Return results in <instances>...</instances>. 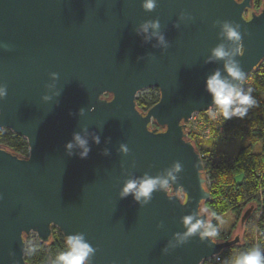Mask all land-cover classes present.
<instances>
[{
	"label": "water",
	"instance_id": "water-1",
	"mask_svg": "<svg viewBox=\"0 0 264 264\" xmlns=\"http://www.w3.org/2000/svg\"><path fill=\"white\" fill-rule=\"evenodd\" d=\"M153 19L166 49L137 34ZM225 20L239 25L236 59L248 75L264 59V7L254 11L252 0H157L151 12L141 0H0V84L7 88L0 129L28 145L27 156L0 145V264H27L24 235L46 243L53 227L64 238L84 234L95 249L89 264H200L238 242L191 237L161 251L184 230L181 217L210 199L185 127L211 106L207 76H226L223 61L206 62L221 42L214 22ZM148 88L159 99L142 112L135 98ZM73 133L87 135L86 158L67 154ZM175 161L182 171L168 192L143 206L120 197L126 179L156 175Z\"/></svg>",
	"mask_w": 264,
	"mask_h": 264
},
{
	"label": "clouds",
	"instance_id": "clouds-1",
	"mask_svg": "<svg viewBox=\"0 0 264 264\" xmlns=\"http://www.w3.org/2000/svg\"><path fill=\"white\" fill-rule=\"evenodd\" d=\"M156 6L157 0H141V8L146 12H151ZM186 15L182 12L180 14L181 19ZM213 26L218 27L217 38L221 42L209 50L210 54L206 62L223 61L226 76H222L221 72L216 70L207 76L204 81L205 91L211 97L208 114L213 120L218 117H222L224 120L233 117L244 118L249 109L256 104V100L252 95L253 88L250 86L244 87L247 77L236 59L241 52L242 37L239 25H234L232 22L225 20L216 21ZM136 31L138 35L142 34L145 40L155 38L157 45L162 49L168 47V42L160 31L158 19L144 21ZM225 42H229L235 47H226ZM49 76L52 80H55L57 73H50ZM6 95V86L0 84V100ZM41 99L47 101L50 97L44 95ZM92 139L94 143H99V137L93 136ZM64 148L68 155H72L74 150H78L76 154L81 159L86 158L90 151L87 135L73 133L71 140L65 143ZM119 151L127 155L129 148L126 144H121ZM104 154L107 155V152ZM181 171V163L175 161L156 175L145 173L141 177H130L123 182L119 195L121 198L131 195L135 202L141 204V206L146 205L151 201L153 193L168 192L171 186L177 183L178 174ZM213 219L217 220L218 223L214 224ZM180 223L184 230L172 234L168 245L161 250L163 253L184 244L191 237H197L201 242L207 240L209 244L214 245L220 234L219 224H222L223 220L216 212L210 211L205 206L197 212L182 216ZM64 246L65 250L56 255L51 264H89L90 257L95 252L83 233L68 234ZM230 264H264V249L260 246H253L238 252L232 256Z\"/></svg>",
	"mask_w": 264,
	"mask_h": 264
},
{
	"label": "trees",
	"instance_id": "trees-1",
	"mask_svg": "<svg viewBox=\"0 0 264 264\" xmlns=\"http://www.w3.org/2000/svg\"><path fill=\"white\" fill-rule=\"evenodd\" d=\"M252 5L254 11H259L261 7H264V0H252ZM250 75L253 80L252 95L256 104L249 109L247 114L255 117L257 123L252 129L246 128L243 133L246 143L236 149L233 157L221 156L218 161H213L212 156L216 151L214 145H206V148L199 149L198 144L203 140L191 131L187 134V139L193 143L197 151L204 154L201 158L203 175L204 177L205 174L208 175L206 186L210 192V199L203 203L202 207L207 206L218 216L230 212L237 219H240L246 208L253 204L256 207L260 203L262 210L256 235L253 237L252 234L246 232L242 243L239 239L237 243L224 248L219 253L220 261L210 264H230L233 255L253 246H260L264 249V99L259 97L260 93H264V59ZM147 91L135 98L136 106L142 112L147 111L159 99L157 88H148ZM199 114L205 121L209 120L205 112H199ZM151 126L156 127V124L152 123ZM209 127L210 134L214 137L213 121H210ZM0 145L18 156L28 155L26 139L8 129H0ZM238 176H240L239 180H237ZM212 222L218 223L215 219ZM228 239V234L222 231L216 238L218 241ZM24 240L26 247L24 259L27 264H51L55 256L65 250V238L55 227L52 228L51 237L46 243L40 242L37 238L30 243L27 235H24Z\"/></svg>",
	"mask_w": 264,
	"mask_h": 264
},
{
	"label": "rangeland",
	"instance_id": "rangeland-1",
	"mask_svg": "<svg viewBox=\"0 0 264 264\" xmlns=\"http://www.w3.org/2000/svg\"><path fill=\"white\" fill-rule=\"evenodd\" d=\"M246 77H247L245 84L246 87L250 86L253 88L252 75L248 74L246 75ZM147 92H148L147 89L140 90L136 94V96ZM259 97L264 99V93H260ZM205 115L207 116L206 112ZM191 117L192 118H190L189 119L190 121H188L187 123L189 125L191 124L192 128H188L187 130L185 129L186 137L187 134L190 133V131L193 132L196 136H199L203 140L200 144H198L199 149L200 148L204 149L207 146L214 145L216 151L212 156L213 161H218V159L221 156L227 158L233 157L236 149L240 145L246 143V139L243 134L245 133L246 128L252 129L256 126L257 123L255 117L249 114H247L244 118L233 117L232 119L229 120H224L222 117H218L216 120H213V119H209V117L207 116L209 120L205 121V119L202 118V116L199 113L198 114L194 113L193 116ZM210 121H213L214 137H212L211 134H209V136L206 137V135H204L203 125L199 123V122H203L205 124H209ZM193 122L194 124H192ZM205 179L208 185L207 174H205ZM239 179L240 176H238L237 180ZM252 206L253 209L243 224H241V217L240 219H237L230 212H226L224 214L219 215V217L223 220V223L219 224L220 231L226 233V235L228 234V238H229L228 240L235 238V236H238V238L240 239V243H242L243 236L246 232H248V234H252L253 237L256 235L258 231V221L262 216V210L260 209V203L258 206L256 205V207L255 204H253ZM247 208H249V206ZM35 238H37V236L33 232H30L27 235V240L30 243L33 242Z\"/></svg>",
	"mask_w": 264,
	"mask_h": 264
},
{
	"label": "built area",
	"instance_id": "built-area-1",
	"mask_svg": "<svg viewBox=\"0 0 264 264\" xmlns=\"http://www.w3.org/2000/svg\"><path fill=\"white\" fill-rule=\"evenodd\" d=\"M245 87H246V85H245ZM209 110V109H208ZM208 110L206 111V114H207V116L209 117V119H211L210 118V116H209V114H208ZM196 114H198V112H195ZM194 114V113H193ZM193 114H192V116H193ZM192 118V117H191ZM198 119V118H197ZM190 121V120H189ZM200 124H202L203 125V129H204V135H206V137H208L209 136V134H210V127H209V124H205V123H203V122H199ZM192 124H194V122L192 123ZM188 128H192V126H191V124L189 125L188 123H186V127H185V129L187 130ZM200 154V153H199ZM202 156H204V154H200V157L202 158ZM261 209V208H260ZM220 255H219V253L218 254H216V255H213L212 257H209V258H206V259H204L200 264H210L211 262H219L220 261Z\"/></svg>",
	"mask_w": 264,
	"mask_h": 264
}]
</instances>
